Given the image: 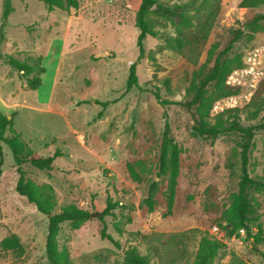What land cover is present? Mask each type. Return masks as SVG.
I'll return each mask as SVG.
<instances>
[{
    "label": "rangeland",
    "instance_id": "1",
    "mask_svg": "<svg viewBox=\"0 0 264 264\" xmlns=\"http://www.w3.org/2000/svg\"><path fill=\"white\" fill-rule=\"evenodd\" d=\"M157 1L190 16L201 4V0ZM241 1L217 0L214 21L196 51L178 49L175 42L192 27L177 24L180 18L171 22L150 11L147 21L154 34L143 40L137 86L126 90L129 66L138 55L135 20L140 0H75L76 6L61 0V6L52 8L42 0H11L0 51L38 65L41 70L29 77L38 76L40 84L31 89L21 71L0 59V112L11 118L35 155L58 153L50 171L22 164L50 214L67 207L90 213L76 225L59 224L54 238L58 264H125L128 251L145 257L148 264H195L203 237L219 243L211 264H264L262 239L252 241L244 230L230 234L243 136L236 131L198 136L192 130L195 107L188 110L177 103L192 98L195 86L227 45L230 48L221 59L233 61L264 40V21L251 23L255 15L264 14V5L242 7ZM2 9L0 0V24ZM260 84L237 111L221 113L224 124L235 116L241 127H253L247 165L253 182L245 192L251 234L261 236L264 83ZM207 88L208 94L213 93L212 84ZM103 102L108 105L103 107ZM99 111L102 116L96 118ZM219 114L210 108L206 121L214 124ZM164 120L179 147L169 211L167 177L157 176ZM0 146L4 156L0 241L15 236L21 247H0V264H49L47 216L15 192V163L7 145L0 141ZM128 163L139 171L140 182L130 177ZM152 180L156 188L150 210L144 198Z\"/></svg>",
    "mask_w": 264,
    "mask_h": 264
},
{
    "label": "trees",
    "instance_id": "2",
    "mask_svg": "<svg viewBox=\"0 0 264 264\" xmlns=\"http://www.w3.org/2000/svg\"><path fill=\"white\" fill-rule=\"evenodd\" d=\"M48 8L53 6H61V0H42ZM68 4L76 6L75 0H66ZM258 4L264 5V0H242V7H252ZM193 8L194 5L192 4ZM218 3L217 0H201L199 8L196 9L195 15H186L184 11L177 12L175 9L179 7L169 8L164 7L158 3L157 0H140L138 9L136 11L135 26L138 29V34L136 37V46L138 49V55L136 62H133L129 66L128 77L126 80V90H130L132 87L137 86V74H136V64L137 61L143 57L144 48L143 40L147 35H153L154 31L148 24L147 14L150 11H154L162 14L166 18L170 19L171 22H175V17L180 18L177 23L180 26H190L192 31L185 35V33L176 39V46L181 49L183 46L196 51L200 49L203 42L206 40L209 29L214 21L215 14L217 12ZM11 12V0H3V9L1 14V24H0V45L4 40V26L7 21V17ZM257 21H264V14L255 15L251 23H256ZM230 48V44L224 48L219 55L214 58V62L211 71L204 76L198 84L195 86L194 93L191 99L180 103L188 110H192L193 126L192 130L194 134L198 136H216L224 132L236 131L241 133L243 136V143L240 152V176L237 184V192L233 200L231 211L229 212L230 221L233 223V228L230 234L238 230H244L246 236L252 241H257L263 239V235L259 233L251 234V229L248 224V214L250 212L248 200L246 197V187L253 181L249 177L247 171L248 165V155L250 147L252 145L253 137V127H241L235 120V116L227 124L223 123L222 115L220 113L216 116V122L214 124H209L206 121L209 109L211 108L213 102L223 96L229 95L234 92V89L225 84V79L228 73L234 68L240 65L241 56L236 60L221 59L222 55L225 54ZM0 59L4 61L5 64L9 65L11 68L21 71L24 76L27 77V84L31 89H36L40 84V78L38 76L29 77V75L35 70H41L38 65H30L29 63L19 61L12 56H5L0 51ZM264 82L260 84V87ZM212 84L214 87L213 93L208 94L207 87ZM155 98L159 103L163 104L160 100L159 95L154 93ZM165 103V102H164ZM108 102H103L102 106L106 107ZM237 111L236 109H231L225 111V113L232 114V112ZM228 114V115H229ZM234 114V113H233ZM102 116V111H99L96 118ZM264 127V124L261 125ZM8 133V136L6 135ZM0 141L4 142L9 148L12 158L15 163L16 172L18 174L17 181L15 184V192L25 198L27 202L33 204L38 211L47 216V235L45 241V252L49 264H58V253L55 245V235L60 223L62 222H72L73 224H78L81 221L87 219L90 213L87 211L77 209L75 207L64 208L61 212L56 214H50L45 203L37 195L32 183L26 179L25 171L22 168V164L29 163L34 168L39 170H53L54 159L58 156L57 151H55L51 156H38L35 155L32 149L22 141L20 134L13 128L11 118L3 115L0 112ZM3 153L0 146V175L3 166ZM157 176L167 177V209L170 210L173 198L174 189L176 184V178L179 169V147L177 143L171 137V129L167 120H164L163 129L161 132V142L159 146L158 164H157ZM127 170L135 182H140L142 180L139 171H137L132 164H127ZM156 188V182L154 180L148 186L147 196L144 198V203L148 206V209L152 210L154 200L153 194ZM112 206V205H109ZM108 212V206L100 213V216L106 215ZM0 247L2 249H20V244L15 236L5 237L0 241ZM219 249V243L216 241H210L203 237L198 246L197 260L195 264H211V260L216 256ZM125 264H148L145 257L139 256L133 251H128L125 257Z\"/></svg>",
    "mask_w": 264,
    "mask_h": 264
},
{
    "label": "built area",
    "instance_id": "3",
    "mask_svg": "<svg viewBox=\"0 0 264 264\" xmlns=\"http://www.w3.org/2000/svg\"><path fill=\"white\" fill-rule=\"evenodd\" d=\"M264 80V40L249 46L241 56V63L226 76L225 84L234 92L216 99L211 107L212 114L242 107ZM217 228L214 227L213 231ZM264 239V233H263Z\"/></svg>",
    "mask_w": 264,
    "mask_h": 264
}]
</instances>
